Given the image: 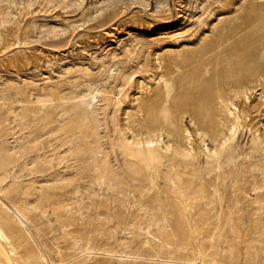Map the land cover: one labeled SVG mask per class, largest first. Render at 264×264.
<instances>
[{
	"label": "rangeland",
	"instance_id": "rangeland-1",
	"mask_svg": "<svg viewBox=\"0 0 264 264\" xmlns=\"http://www.w3.org/2000/svg\"><path fill=\"white\" fill-rule=\"evenodd\" d=\"M0 264H264V0H0Z\"/></svg>",
	"mask_w": 264,
	"mask_h": 264
},
{
	"label": "bare ground",
	"instance_id": "bare-ground-1",
	"mask_svg": "<svg viewBox=\"0 0 264 264\" xmlns=\"http://www.w3.org/2000/svg\"><path fill=\"white\" fill-rule=\"evenodd\" d=\"M150 155V154H149ZM151 158V157H150ZM152 159V158H151Z\"/></svg>",
	"mask_w": 264,
	"mask_h": 264
}]
</instances>
